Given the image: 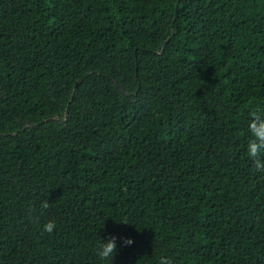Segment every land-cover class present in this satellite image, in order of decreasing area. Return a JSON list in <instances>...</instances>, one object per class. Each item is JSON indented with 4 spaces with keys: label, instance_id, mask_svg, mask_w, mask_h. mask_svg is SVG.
Segmentation results:
<instances>
[{
    "label": "trees",
    "instance_id": "trees-1",
    "mask_svg": "<svg viewBox=\"0 0 264 264\" xmlns=\"http://www.w3.org/2000/svg\"><path fill=\"white\" fill-rule=\"evenodd\" d=\"M253 111L264 0H0V264H264Z\"/></svg>",
    "mask_w": 264,
    "mask_h": 264
},
{
    "label": "clouds",
    "instance_id": "clouds-1",
    "mask_svg": "<svg viewBox=\"0 0 264 264\" xmlns=\"http://www.w3.org/2000/svg\"><path fill=\"white\" fill-rule=\"evenodd\" d=\"M251 119L248 123V132L251 135L250 142L247 145V155L251 159L253 168L257 172H264V117L253 111L250 114ZM42 208L47 209L49 203L45 201ZM56 229L54 220L47 222L44 225V231L52 234ZM134 243L131 238H123V245L130 246ZM117 253V237L112 236L107 241H104L97 250V255L101 260L113 259ZM159 264H172V261L166 257H161Z\"/></svg>",
    "mask_w": 264,
    "mask_h": 264
},
{
    "label": "water",
    "instance_id": "water-1",
    "mask_svg": "<svg viewBox=\"0 0 264 264\" xmlns=\"http://www.w3.org/2000/svg\"><path fill=\"white\" fill-rule=\"evenodd\" d=\"M81 82V79L79 81L76 82L75 84V88L78 87L79 83Z\"/></svg>",
    "mask_w": 264,
    "mask_h": 264
}]
</instances>
